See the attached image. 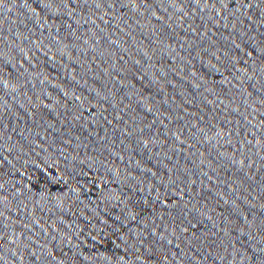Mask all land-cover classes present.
I'll list each match as a JSON object with an SVG mask.
<instances>
[{
    "label": "water",
    "instance_id": "obj_1",
    "mask_svg": "<svg viewBox=\"0 0 264 264\" xmlns=\"http://www.w3.org/2000/svg\"><path fill=\"white\" fill-rule=\"evenodd\" d=\"M0 128L264 156V0H0Z\"/></svg>",
    "mask_w": 264,
    "mask_h": 264
}]
</instances>
